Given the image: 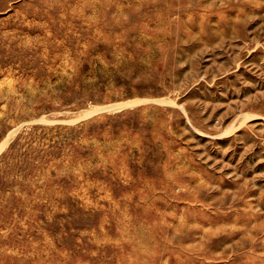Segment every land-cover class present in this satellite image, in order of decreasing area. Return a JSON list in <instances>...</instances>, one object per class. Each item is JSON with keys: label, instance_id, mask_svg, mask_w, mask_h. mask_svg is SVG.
<instances>
[{"label": "rangeland", "instance_id": "1", "mask_svg": "<svg viewBox=\"0 0 264 264\" xmlns=\"http://www.w3.org/2000/svg\"><path fill=\"white\" fill-rule=\"evenodd\" d=\"M0 264H264V0H0Z\"/></svg>", "mask_w": 264, "mask_h": 264}]
</instances>
